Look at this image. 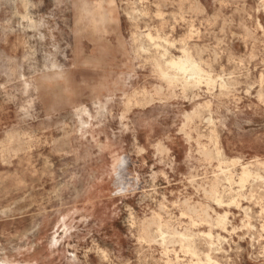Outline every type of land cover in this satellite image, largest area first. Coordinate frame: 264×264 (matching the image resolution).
I'll return each mask as SVG.
<instances>
[{"label": "rangeland", "instance_id": "obj_1", "mask_svg": "<svg viewBox=\"0 0 264 264\" xmlns=\"http://www.w3.org/2000/svg\"><path fill=\"white\" fill-rule=\"evenodd\" d=\"M262 1L0 0V264H264Z\"/></svg>", "mask_w": 264, "mask_h": 264}, {"label": "bare ground", "instance_id": "obj_2", "mask_svg": "<svg viewBox=\"0 0 264 264\" xmlns=\"http://www.w3.org/2000/svg\"><path fill=\"white\" fill-rule=\"evenodd\" d=\"M113 1V0H112ZM140 1V0H139ZM142 1V0H141ZM164 1V0H163ZM165 1H167V0H165ZM171 1V0H170ZM174 1V0H173ZM184 1V0H183ZM219 1V0H218ZM227 1V0H226ZM98 2V1H97ZM158 2V1H157ZM177 2V1H176ZM262 2H264V0L262 1ZM24 3V2H23ZM96 3V2H95ZM160 2H158V4H159ZM162 3V2H161ZM173 3H175V2H173ZM200 3V2H199ZM256 3V2H255ZM260 3V2H259ZM77 4H78V2H77ZM104 4V3H103ZM155 4V3H154ZM157 4V3H156ZM176 4V3H175ZM179 5H180V3H178ZM102 5V4H101ZM257 5V4H256ZM262 5H263V3H262ZM142 6V5H141ZM171 6H172V4H171ZM174 6V5H173ZM177 6V5H176ZM242 6H243V4H242ZM159 6H157V8H158ZM161 7V6H160ZM164 7H166V6H164ZM178 7V6H177ZM264 7V6H263ZM80 8V7H79ZM97 8V7H96ZM162 8V7H161ZM181 8V7H180ZM241 8V7H240ZM26 9V8H25ZM81 9V8H80ZM234 9V8H233ZM238 9V8H237ZM244 9H245V7H244ZM74 10H75V8H74ZM155 10V9H154ZM77 11V10H76ZM156 11V10H155ZM159 11H161L160 9H159ZM239 11H240V9H239ZM257 11H258V9H257ZM83 12V11H82ZM179 12H180V10H179ZM243 12V11H242ZM185 13V12H184ZM25 14V13H24ZM23 14V15H24ZM163 14V13H162ZM248 14V13H247ZM22 15V16H23ZM191 16V15H190ZM248 16V15H247ZM252 16V15H251ZM140 17V16H139ZM155 17V16H154ZM173 18H174V16H172ZM83 18H84V15H83ZM157 18V17H156ZM257 18V17H256ZM80 19V18H79ZM161 19H163V18H161ZM168 19V18H167ZM166 19V20H167ZM160 20V19H159ZM163 22H164V20H162ZM162 21L160 20V23H162ZM167 21H169V20H167ZM176 21V20H175ZM198 21V20H197ZM82 23H83V21H81ZM110 22H112V21H110ZM178 22V21H177ZM214 22V21H213ZM115 23H116V21H115ZM168 23V22H167ZM183 23V22H182ZM163 24V23H162ZM178 24V23H177ZM116 25V24H115ZM162 26V25H161ZM160 26V27H161ZM164 26V25H163ZM179 26V25H178ZM244 26V25H243ZM89 27V26H88ZM167 27V26H166ZM181 27H183V26H181ZM119 28V27H118ZM135 28V27H134ZM163 29H164V27H163ZM153 30V29H152ZM161 30H162V27H161ZM256 30V29H255ZM163 31V30H162ZM189 31V30H188ZM154 32V31H153ZM155 32H156V30H155ZM131 33V32H130ZM156 33H158V32H156ZM152 34V33H151ZM134 35V34H133ZM187 35V34H186ZM236 35H238L237 33H236ZM248 35V34H247ZM251 35V34H250ZM74 36V35H73ZM121 36H123L122 34H121ZM74 38H75V36H74ZM178 38H180V37H178ZM182 38L184 39V37L182 36ZM181 38V39H182ZM185 40H186V38H185ZM189 40V39H188ZM6 41V40H5ZM255 41V40H254ZM74 42V41H73ZM164 42V41H163ZM167 43V42H166ZM181 43H183L182 41H181ZM208 43V42H207ZM73 44H75V43H73ZM187 44V43H186ZM193 44V43H192ZM195 44L196 43H194L193 44V48H194V46H195ZM27 45H28V43H27ZM169 45V44H168ZM202 45V44H201ZM209 45V44H208ZM199 46V45H198ZM74 47V46H73ZM124 47V46H123ZM203 47H204V45H203ZM210 47V46H209ZM199 49H200V46L198 47ZM167 49V48H166ZM213 49V48H212ZM215 49H217L216 47H215ZM176 50V49H175ZM180 50V49H179ZM195 50V49H194ZM203 50H204V48H203ZM219 50V49H218ZM123 51V50H122ZM165 51V50H164ZM197 51V50H196ZM181 52V51H180ZM183 52V51H182ZM210 52V51H209ZM126 53V52H125ZM128 53V52H127ZM212 53H213V51H212ZM211 53V54H212ZM200 54H202V53H200ZM220 54V53H219ZM128 55V54H127ZM203 55V54H202ZM215 55V54H214ZM185 57H179V58H176V59H174V58H170L169 60H167L168 62H167V64L171 67V68H174L175 70H178V71H181V72H183L184 74H186V73H189V76L191 77V78H194V80L195 81H198L197 80V78L200 76V73H201V70H200V68L198 67V65L193 61V60H191L187 55H184ZM198 56H199V58H200V55L198 54ZM213 57V56H212ZM202 58V57H201ZM211 58V57H210ZM214 60V59H213ZM238 60H240V59H238ZM235 61V60H234ZM241 61V60H240ZM233 62V61H232ZM157 63V62H156ZM200 63H202L201 62V60H200ZM199 63V61H198V64H200ZM216 63H217V61H216ZM235 63V62H234ZM210 64V63H209ZM160 65V64H159ZM234 65H237V64H234ZM243 65V64H242ZM153 66V65H152ZM155 66V65H154ZM153 66V67H154ZM221 67V66H220ZM234 67V66H233ZM237 67V66H236ZM235 67V68H236ZM208 68H209V66H208ZM239 68V67H238ZM238 68L236 69V70H238ZM241 68V67H240ZM155 69V68H154ZM233 69V68H232ZM250 69V68H249ZM64 70H66V69H64ZM67 71V70H66ZM65 71V72H66ZM160 71H161V73H162V76L165 78V79H173V75L171 74V73H169L168 71H166L165 69H163V68H160ZM233 71V70H232ZM232 71H231V73H232ZM235 71V70H234ZM247 72H249V71H247ZM43 73V72H42ZM61 73V72H60ZM208 73V72H207ZM260 74H262V72L260 73ZM232 75V74H231ZM238 75H240V74H238ZM249 75V74H248ZM67 76V75H66ZM176 76V75H175ZM181 76V75H180ZM241 77V76H240ZM245 77V76H244ZM37 78V77H36ZM229 78H231V77H229ZM260 78V77H259ZM226 79V78H225ZM228 79V78H227ZM226 79V80H227ZM65 80V79H64ZM67 80V79H66ZM174 80V79H173ZM234 81H236L235 79H233ZM228 81V80H227ZM231 81V79L229 80V82ZM259 81H260V79H259ZM261 81H262V79H261ZM52 82V81H51ZM205 82V81H204ZM238 82V81H237ZM236 82V83H237ZM38 83V82H37ZM44 83V82H43ZM49 83V82H48ZM239 83V82H238ZM128 84V83H127ZM192 84H194V83H192ZM240 84V83H239ZM261 84V83H260ZM130 85H131V83H130ZM176 85V84H175ZM234 85V84H233ZM36 86V85H35ZM198 86V85H197ZM218 86H219V84H218ZM44 87V86H43ZM54 87V86H53ZM223 87V86H222ZM159 88V87H158ZM162 88V87H161ZM164 88V87H163ZM224 88V87H223ZM160 89V88H159ZM172 89H174V88H172ZM218 89H219V87H218ZM123 90V89H122ZM138 91V90H137ZM171 91H173V90H171ZM157 92H161V91H157ZM173 92H175V91H173ZM133 94L135 93V92H132ZM142 93V92H141ZM217 94H219V93H217ZM134 96V95H133ZM40 97V96H39ZM130 97V96H129ZM151 97V96H150ZM208 99V98H207ZM155 100V99H154ZM157 100V99H156ZM152 101V100H151ZM157 101H160L159 99L157 100ZM149 102V101H148ZM138 103V102H137ZM141 103V102H140ZM139 103V104H140ZM150 103V102H149ZM126 106V105H125ZM56 107V106H55ZM58 107V106H57ZM84 107V106H83ZM80 108V107H79ZM78 108V109H79ZM86 108V107H85ZM47 109H48V107H47ZM50 109H51V107H50ZM83 111H85V110H83ZM87 111V110H86ZM47 112V111H46ZM187 112V111H186ZM197 112V111H196ZM53 113V112H52ZM85 113V112H84ZM193 113V112H192ZM51 114V113H50ZM188 114V113H187ZM189 116L191 115V114H188ZM182 116H184V115H182ZM205 118V117H204ZM187 119V118H186ZM192 119V118H191ZM206 119V118H205ZM189 119H187V121H188ZM186 121V122H187ZM206 122H208V121H206ZM185 123V122H184ZM186 124V123H185ZM64 125V124H63ZM215 125V124H214ZM182 126V125H181ZM183 126H185V125H183ZM180 128V127H179ZM184 128V127H183ZM183 128H181L182 130H184ZM212 130V129H211ZM178 131H180V130H178ZM177 131V132H178ZM187 131V130H186ZM188 133V132H187ZM186 135V134H185ZM188 137V136H187ZM190 139H191V137H190ZM189 140V139H188ZM195 140V139H194ZM197 142V141H196ZM194 143H195V141H194ZM198 143V142H197ZM196 144V143H195ZM161 145V144H160ZM199 145V144H198ZM197 145V146H198ZM162 146V145H161ZM164 147V146H163ZM163 147H160V148H162V150H163ZM155 149H157L156 147H155ZM189 149V148H188ZM199 149V148H198ZM157 151V150H156ZM164 151V150H163ZM188 151V150H187ZM201 152L203 151V150H200ZM206 151H208V150H206ZM205 151V152H206ZM198 152V151H197ZM195 153V152H194ZM199 153V152H198ZM206 153H208V152H206ZM211 153V152H210ZM209 153V154H210ZM200 154V153H199ZM202 154H203V152H202ZM209 154H207V156L209 155ZM206 155V154H205ZM205 158V157H204ZM208 158V157H207ZM248 171L249 170H247V168H245V170H244V174L246 173V174H248ZM191 175V174H190ZM198 175V174H197ZM193 176H195V175H193ZM198 177V176H197ZM200 177V176H199ZM202 179H204V178H202ZM191 181V180H190ZM195 181V180H194ZM236 181V180H235ZM206 184V183H205ZM158 193V192H157ZM149 194H151V193H149ZM209 194L212 196V197H214L215 199L216 198H218V196H219V194H218V191L216 190V187L215 186H212V188H211V190H210V192H209ZM162 198H163V196H162ZM234 198V197H233ZM186 200V199H185ZM163 201V200H162ZM178 201V200H177ZM161 202V201H160ZM167 202V201H166ZM163 203V202H162ZM172 203H173V201H172ZM155 204V203H154ZM184 204V203H183ZM197 204V203H196ZM195 204V205H196ZM162 206H160V209L162 210V208H161ZM196 207V206H195ZM208 208V207H207ZM170 209V208H169ZM196 209V208H195ZM204 210V209H203ZM130 211V210H129ZM156 212V211H155ZM166 212V211H165ZM153 213V212H152ZM169 213V212H168ZM160 214V213H159ZM196 214V213H195ZM198 214V213H197ZM131 215V214H130ZM133 215V214H132ZM134 216V215H133ZM175 216V215H174ZM169 217H171V215L169 216ZM176 217V216H175ZM146 218V217H145ZM171 218H173V217H171ZM170 218V219H171ZM177 218H178V216H177ZM212 218V217H211ZM147 219H148V217H147ZM157 219V218H156ZM166 219H169V218H166ZM142 220V219H141ZM135 221V220H134ZM148 221V220H147ZM176 221H177V219H176ZM224 221V217L223 218H221L220 220H219V222H223ZM130 223V222H129ZM131 225V224H130ZM248 225V224H247ZM168 226V225H167ZM176 226V225H175ZM170 227V226H169ZM249 227V226H248ZM174 228V227H173ZM161 226H159L158 227V230L159 231H161ZM184 230V229H183ZM167 231H168V235H171V236H175V235H178L180 238H183V239H185V237H187V235H185L184 233H181V234H179L178 232H176L175 230H173V229H169L168 227H167ZM132 234V233H131ZM207 236H208V238L209 239H212V234H210V233H207ZM138 238V237H137ZM173 239V238H172ZM154 240V239H153ZM171 242H173V241H171ZM145 243H146V241H145ZM211 244H212V242H211ZM168 245H170V244H168ZM166 246V245H165ZM187 246V249H188V251H191V253H193V254H196V252L190 247V245H186ZM141 248V247H140ZM146 249V248H145ZM141 251H142V249H141ZM138 254V253H137ZM145 254V253H144ZM144 256V255H143ZM147 257V256H146ZM179 257V256H178ZM207 257H208V260L209 261H211V259H210V257H209V255H207ZM145 258V257H144ZM149 258V257H148ZM180 258V257H179ZM155 259V258H154ZM156 260H154V262H155ZM193 261V260H192ZM89 263V262H88ZM212 263L214 264H216V261L214 260V261H212ZM109 264V263H108Z\"/></svg>", "mask_w": 264, "mask_h": 264}]
</instances>
